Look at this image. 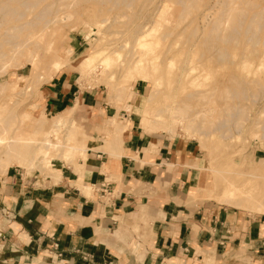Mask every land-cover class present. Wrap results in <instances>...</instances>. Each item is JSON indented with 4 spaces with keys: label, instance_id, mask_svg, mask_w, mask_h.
<instances>
[{
    "label": "rangeland",
    "instance_id": "obj_1",
    "mask_svg": "<svg viewBox=\"0 0 264 264\" xmlns=\"http://www.w3.org/2000/svg\"><path fill=\"white\" fill-rule=\"evenodd\" d=\"M23 1L0 0V6L7 5L10 10L20 9L26 11V18L29 19L49 7L52 10V15L49 19L57 18V20L52 24L40 25L35 29V32H37L40 27L48 26L45 29V33H42L43 37L41 36L39 39L40 50L38 49L37 59L34 63L29 64L25 55L15 53L5 42L6 36H4V33L6 32L9 18L6 13L0 10V140L1 138L4 139L3 143H0V177L7 174L11 166L23 167L27 175L35 173L45 178L55 177L59 163L79 167L80 160H87L89 148L103 145L104 147L96 148L94 151H107L108 149L109 126L106 120L108 119L107 115L102 120L100 117L98 123H92L91 116L93 113L83 106H79L76 116V106L59 112L49 111L46 108L41 89L53 79L52 73L56 75L53 71V63L60 56L65 59V64L61 71L65 68L67 71L72 72L73 78L82 91L96 88L100 90L102 98L111 104H120L124 108L126 101V99L124 100L125 89L133 85L136 90V103L132 111L139 116L137 126H140L142 125L143 114L146 115L147 112L151 117L161 113L163 116L170 118L172 109L174 110V106H177L176 103L183 100L191 101V107L192 109L194 108V111L202 105L205 106V103L208 102L207 99L203 101L198 98L200 99L198 105L197 97L195 101L194 99L192 101L187 94L194 93V91L197 93L199 90L201 92L212 85L209 82L202 87H195L194 85L193 87L188 85L189 80L186 78L188 83L185 85L186 88L184 90L179 89L181 86L177 81L180 79L181 71L178 65L182 63L181 60L188 52V56L195 61L197 66L200 65L201 60H198L200 57L204 60L201 61L200 68H198L200 70H198L196 76L200 74V71L204 70L202 69L204 66L201 67L204 64L206 65L204 72L209 70L206 68L212 69L213 67L214 70L210 69L211 72L213 71L211 74L220 81L224 79V70L220 66L222 64L217 60L216 64L220 67L215 65L214 68L212 63L218 57L215 56L214 59L210 57L208 52L211 49L221 47L227 48L229 52L233 51L232 43L228 45L222 43L218 37L216 38L217 35L211 32L213 22L217 19H222L221 16H225V13L229 10L228 6L237 5L233 0H128V2L119 0V3L118 0H38L36 6L30 10H26L23 6ZM256 1L258 5H264V0ZM241 2L242 4L240 5H252L247 4L243 0ZM116 3L119 5H114ZM64 12L70 13L71 17L67 20H61L60 16ZM182 12L185 13L183 14ZM205 15L208 17L206 18ZM219 16L220 18H217ZM159 21L163 23L160 28L161 31L158 34H153L154 36L149 35L151 36L149 37L147 30L156 26ZM97 22L100 23L97 25ZM203 25H207L204 37L210 38L204 43L200 42V46L194 47L193 50L195 51L188 50L190 42L196 35L201 34L199 30L194 35L196 27H203ZM176 26H178L177 30ZM183 28L185 29L183 30ZM172 32L174 33L173 35L170 34L172 36H166L167 33ZM164 33L167 39L163 38ZM141 34L144 37L146 35L145 40H142L144 43L135 39ZM157 41H159L158 44ZM171 42L174 47L178 45L177 50H181V52L186 54L171 56L174 55L175 51L169 52L170 54L167 53L169 47H172L170 46ZM145 45H148L146 47L149 49L148 52L151 57L152 54L153 56L157 55L162 58V61L159 60L161 61L160 63L163 66L166 64L165 68H162V70L164 69L165 82L160 86L162 89L158 88L160 93L155 96L156 99L153 101L148 100L154 89L153 82L146 83L139 77L134 78L130 82L128 73L129 66L142 56L141 53ZM150 48H153L152 54L150 53ZM98 49H107V52H113L115 49L120 51L121 58L119 61L123 60L124 64L121 65L119 61L117 64L113 58L111 67L106 70V66L101 60L94 62L92 65L83 61L90 53ZM204 53H206V56L203 57ZM174 57H177L175 62L177 66L175 65L174 73L168 76V63ZM209 61L212 62H210V66H208ZM149 67L139 66L140 69L143 68L142 71L148 70L149 74H151L154 70L150 71L151 67ZM159 73L161 74V71H158L157 75ZM202 74L205 73L202 72ZM170 76H175L174 79L177 81L170 78L173 80L169 82L168 77ZM168 84L170 85L168 86ZM117 88H120V94L116 92ZM217 89L219 91L217 90L214 99L219 107L233 108L238 106L246 109L244 116H237V118H231L230 120L231 122L242 123L239 134L235 133L236 135L233 137L222 136L223 133L225 135V129H222V131H218L213 136L206 137L198 133L197 130H187L180 123L176 124L172 130L168 124L162 125L158 122L146 126L142 125L140 128L148 134H156L153 136L159 140L165 138L168 141L179 139L192 144L196 161L191 166L201 170L205 175L204 185L200 186L195 191V194L198 192L202 197L215 201L220 205L264 217V212L258 209L257 202L249 201L245 198H240L239 202H226L221 197V194L226 189L225 185L228 186L233 183L242 187L248 184L246 188L261 192L264 198V138L260 137L262 133L259 131L262 123H264V97L254 103L250 96H247V100H238L233 98L232 95V98L225 102L222 100L224 98H220L225 92L224 87L220 85ZM249 92H253V89ZM166 96H173L171 98L172 101L170 102V98L167 100ZM179 99L180 101H178ZM169 104L171 105V110H169L171 112H164L163 107L168 110ZM166 105L168 106L166 107ZM159 109H162L164 113L160 112ZM166 113L170 114L167 115ZM60 116L63 117L62 119L67 120V125L64 128H59L55 125L61 119L59 118ZM119 118L124 121L121 116ZM225 118L230 117L225 116ZM221 119H224V116L219 115V121ZM256 131H258V135L254 134ZM94 132L98 136H93L92 133ZM44 139L51 143L47 149L41 147V141ZM90 141L94 142L91 143ZM67 144H74V150H69L66 147ZM110 155L119 156L114 153ZM255 171L256 173H254ZM252 176L253 178L257 177L259 180L253 179ZM81 187L83 186L81 185ZM92 192L93 189L87 190V193Z\"/></svg>",
    "mask_w": 264,
    "mask_h": 264
},
{
    "label": "crops",
    "instance_id": "obj_2",
    "mask_svg": "<svg viewBox=\"0 0 264 264\" xmlns=\"http://www.w3.org/2000/svg\"><path fill=\"white\" fill-rule=\"evenodd\" d=\"M99 91L65 68L42 87L49 111L107 115L109 135L115 115L129 125L116 146L59 163L55 177L21 166L0 177V264H264V217L195 194L205 175L192 144L154 138Z\"/></svg>",
    "mask_w": 264,
    "mask_h": 264
},
{
    "label": "bare ground",
    "instance_id": "obj_3",
    "mask_svg": "<svg viewBox=\"0 0 264 264\" xmlns=\"http://www.w3.org/2000/svg\"><path fill=\"white\" fill-rule=\"evenodd\" d=\"M37 1L38 0H24L23 6L26 8V10H28V9L30 10L36 6ZM233 1L237 5H229L228 6L229 10L225 13V16L224 17L221 16L222 19H219V20L217 18H220V16L217 17L216 18L217 20L215 22H213L212 29H211V32L215 33L217 35V36L215 35L216 38L218 37V39L222 43H224L226 45L232 43L233 44V51L229 52V50L227 48L221 47V48H216L213 50L211 49L208 52L210 57L215 59V56H217L219 58V59L217 58L216 61L213 62L214 64L211 61H209L208 66H210V64L212 63V65H214V68H215V65L216 66L218 65L216 63L219 61V63L222 64L220 66L224 70L223 71V78H224L223 80L221 79L220 81H218L214 77V75L211 74L213 72V71L211 72V70H214L213 67H212V69L209 67L206 68L209 70H206L207 72H204V70H205L204 67H206V65H204V64L201 66V67L204 66L202 68L204 70L200 71V74H199L200 76L199 75L196 76L198 70H200L198 68H200V65L202 63L201 61H204L203 58H201V57H200V59L197 58L198 60H201L200 65L197 66V64H195V61L192 60V58L190 56H188L189 52L187 53V55H185L186 53L184 54L183 52H181V50L180 51L177 50L178 45L176 47H174L172 42H171L172 45L169 43L170 46H172V47H169V45H168L169 51L167 50V53H169V52L172 53L173 51H175L174 55H171V56H175V55L179 56V54H184L185 56L184 57L182 56L183 57V60H181L182 63L180 65H178V67L181 71L179 81L174 79L175 76H173V77L170 76V77H168L169 80L168 79L167 80L169 82H172L173 79L175 81H177L178 84H180V86H181L179 88L180 90H184L186 88L185 85L188 83H189L188 85H191V86L194 85L195 87L196 86L202 87V86H205L208 82L211 83L212 85L210 87L206 86L207 88H205L201 92L199 90L197 93L194 91V93L192 92L191 94L190 93L187 94L188 98L192 101H193V99L195 101V98L197 97L196 99L198 100V102H197L198 105H199V101H200V99H198V98H201V100H203V101H204V99H207L208 102L205 103V106L202 105L200 108L196 109V111L193 110L194 108L192 109L191 103H190L191 101L188 102L186 100H183L179 103H176L177 106L176 107L174 106L175 109L174 110L172 109V112L169 111V110H171V108H170L171 105L169 104L168 110H165L164 107H163V110H164V112H167V111L171 112V114L169 113L170 118L163 116L161 113L156 114L155 116L151 117L150 115H148V112H147L146 115L143 114V117L141 120L142 125L146 126L148 124L158 122L162 125L168 124L170 129L172 130V128L176 124L180 123L187 130H189V131L197 130L198 133H201L202 136L204 135L206 137L213 136L218 131H220V130L222 131V129H225V135L222 132L223 133V134L221 133L222 136L233 137L234 135L240 133L239 129L242 127V123H240V122L235 123V122H231L230 120H231V118H237V116H244L246 109H244L242 107H238V106H234L233 108H221L216 104V101L214 98L216 97V94H217V90H218L217 87L222 85L225 89V92H224L223 96H220V98L221 97L224 98L222 100H224L225 102H228L232 98V95H233V98H236L238 100H240V99L247 100V96H250L254 103H257L259 100L263 99V97H264V5H262V4L258 5L256 0H249V1L243 0L247 4H252V5H240V4H242V2H241L242 0H233ZM126 2H128V0H126ZM118 3H119V0H118ZM181 3H183V2H181ZM202 3H203V1H202ZM114 5H119V4L116 3ZM7 7H8L7 5L0 6V10L2 12L6 13V15L9 18L8 23H7L6 32L4 33V36H6L5 42L10 46V49L12 51H14L15 53L25 55L28 58L29 64L34 63L37 59L36 57L38 56V49L40 50L39 39L41 38L42 33L43 32L45 33V29L48 26L40 27L37 32H35V29L40 25L52 24V23L56 22L57 18L49 19V17L52 15V10L49 7L45 8V9L41 10L39 13L35 14L32 19L26 18V11H22L20 9L19 10H14V9L10 10ZM184 11H185V9H184ZM70 17H71L70 13H65V12L63 15L60 16L61 20H67ZM205 17H206V15H205ZM99 23L100 22H97V25ZM162 26H163V23L159 21L156 24V26L147 30V32H149V33L151 32V33L150 34L146 33V34L148 36L149 35L152 36L153 34H158V32L161 31L160 28ZM179 26H180V23H179ZM177 27L178 26H176V30H177ZM206 27H207V25H203V27H196L194 35H195V33H198L199 30H200L201 34L196 35L195 38L190 42L188 50L192 51L194 49V47H196V46L198 47L200 42L204 43V42L208 41V38H210V37H208V38L204 37ZM145 28H146V26H145ZM184 29L185 28H183V30ZM173 32L169 33V34L167 33L168 35L166 34V36L167 37L172 36L174 34ZM24 33H25V35H24ZM143 34H145V33H143ZM143 34L139 35L138 38H135V39H137L138 42H143L142 40H145L144 38L146 37V35L144 37ZM170 34H172V35H170ZM148 36H147V38H148ZM151 36H149V37H151ZM163 38L167 39L165 37V33L163 34ZM163 38H162V40L165 41ZM162 40H160V41H162ZM145 42H147V41H145ZM158 42L159 41H157V44H158ZM162 42H161V44H162ZM155 43H156V41H155ZM146 46H148V45H145V47L143 46L144 50H145V48H146V50L145 51L143 50V52L141 53L142 56H140V59L138 61L133 62L132 65L129 66L130 69L128 68L129 69L128 73H129L130 82H132L133 79L136 77H139L140 79H142V81H144L146 83L151 82V81L153 82V84H154L153 88L154 89H153V91H152V93L148 99L149 101H153L154 99H156L155 96H157V94L160 93V92H158L159 89H162L160 86H162L163 83L165 82L164 75H163L164 69L162 70V68L163 67L165 68L166 64L163 66L160 63L162 61L161 60L162 58H159V56H157V55H156L157 57L153 56V54H152L153 52L151 53V51H153L152 50L153 48L152 49L150 48L151 49L150 53L152 54V57H151L149 52H148L149 49H147ZM155 47H157V46H155ZM181 48H183V47H181ZM71 51H74V50H71ZM107 51H108L107 49L95 50L94 52L90 53L83 61H86V63L92 65L94 62L101 60L103 62V64L106 66V70H108L109 67H111V63L113 61V58L115 59V62L118 64V61L121 58V52L116 50V49L113 52H110V51L107 52ZM193 51H195V50H193ZM167 53H165V55H167ZM205 54L206 53H204V55H202V56L203 57L206 56ZM191 56H192V54H191ZM174 58L172 60H169L170 62L168 61L169 62L168 63V71L166 70L168 72V76L171 75L172 73H174L173 70L175 69V65L177 66V64L175 63L176 58H175V61H174ZM197 59H196V61H198ZM159 60H161V61H159ZM25 61H26V59H25ZM119 62L121 65L124 64L123 60H120ZM64 64H65V59L60 56V58L57 59L53 63V71L56 74L59 73ZM147 64H149L151 67L150 71L154 70L153 72H151V74L155 72L154 74L151 75V74H149L148 70L144 72V71H142L143 68L142 69L139 68V66H141V65H144V68L145 67L148 68L149 65L147 66ZM158 71H161V74L159 73L157 75ZM202 72L205 74H202ZM52 74L54 77L55 76L54 73H52ZM170 78H173V79H170ZM186 78H187V80H189L188 83L186 82L187 81ZM171 84H174V83H171ZM169 85L170 84H168V86ZM232 88H233L234 92L232 91ZM128 89H129V91H128ZM251 89H253V92L250 93L249 91ZM119 90H120V88H117L116 92H118L120 94ZM171 90H173V89H171ZM176 91H177V89H176ZM174 92H175V88H174ZM169 93H170V90H169ZM172 97L173 96L167 97V100H169V98H170V102H171ZM125 99H126L125 103L128 104V108H127V109H129L128 111L132 112V110H134V105L136 103L135 102L136 90H135V87H133V85H130L128 88L125 89L124 100ZM178 101H180V99ZM167 106L168 105H166V107ZM71 110H74V109H71ZM159 110H160V112H163L162 109H159ZM221 113H222V115H221ZM166 114L169 115L168 113H166ZM219 115L224 116V119H221L219 121ZM225 116L230 117V118H225ZM59 118H61V119L59 121H57L55 123V125L59 128H64L67 125V120L62 119L63 118L62 116H60ZM216 120H218V121H216ZM111 123L114 126L116 133L114 135H109L107 141L109 142L108 143L109 146H116L118 138L122 136V134L124 133L125 130H127L128 125H129V121L128 120L121 121L119 118V115L117 114L111 118ZM142 125H140V126H142ZM259 131L262 133V135H260V137L263 139L264 138V123H262V126L260 127ZM226 133H228V134H226ZM254 134L258 135L259 133H258V131H256ZM227 138H229V137H227ZM262 139H260V140H262ZM13 140H15V139L13 138ZM13 140H12V142H13ZM3 141H4V139L1 138L0 143H3ZM39 143H38V145H40ZM50 145H51V143L48 142L47 140L45 141V139L41 141V147H43V149H47V147ZM66 147L69 148V150H74L75 145L74 144L73 145L67 144ZM254 173H256V171ZM258 177H259V175H258ZM252 178H253V176H252ZM254 178L257 179V177H254ZM257 180H259V179H257ZM250 184H252V183H250ZM247 185L248 184L244 185L243 187L237 186L233 183H230L228 186L225 185L226 189L221 194L223 201L239 202L240 198H245L246 200L257 202L258 203V209L260 211L264 212V198H263L262 193L259 191L256 192L251 188L250 189L246 188ZM253 185H254V183H253Z\"/></svg>",
    "mask_w": 264,
    "mask_h": 264
}]
</instances>
